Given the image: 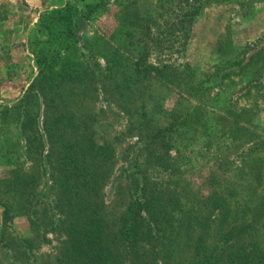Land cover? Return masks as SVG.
I'll return each mask as SVG.
<instances>
[{
  "label": "rangeland",
  "instance_id": "obj_1",
  "mask_svg": "<svg viewBox=\"0 0 264 264\" xmlns=\"http://www.w3.org/2000/svg\"><path fill=\"white\" fill-rule=\"evenodd\" d=\"M65 1L0 0V264H75L67 237L30 224L27 209L46 219V201L80 183L61 176L77 141L109 157L97 202L111 251H124L120 218L138 178L162 212L156 236L135 246L129 264H190L226 235L219 264H264V0H196L185 37L183 24H166L191 12L193 0H94L106 8L67 50L81 63L77 81L48 71L44 97H28L22 117L36 59L50 50L39 17ZM83 44L85 59L76 50ZM113 51L114 73L90 75L85 60L103 67ZM167 128L170 139L146 138Z\"/></svg>",
  "mask_w": 264,
  "mask_h": 264
},
{
  "label": "trees",
  "instance_id": "obj_2",
  "mask_svg": "<svg viewBox=\"0 0 264 264\" xmlns=\"http://www.w3.org/2000/svg\"><path fill=\"white\" fill-rule=\"evenodd\" d=\"M197 4L199 3L193 0L192 5L189 7L192 10L191 12L184 13L183 15L176 12L172 23L170 22L166 25L174 26L176 22L183 24L182 31L183 37H185V34L189 32L185 24L194 18V14L198 10ZM104 8L106 6L102 1L66 0L63 6L44 11L40 15L37 28L44 35L43 42L48 44L50 50L46 55L38 56L36 59L37 76L30 84L24 98L19 102L22 117L25 108L24 104L28 97L30 101L44 97L41 79L44 78V75L48 71L54 72L49 74L50 77L59 78L62 83L77 81V78H75L76 66L81 63L77 61L76 64L73 63V59H68L66 56L67 50L72 48L73 43H79V39L77 38L76 40V30L92 21L97 13L104 10ZM71 39L75 41L70 42ZM183 42L176 48L178 53L182 52ZM84 47L85 44L77 46L76 50L85 59L87 54L89 56V51L87 48L86 51ZM61 53L65 54L66 57L61 56ZM103 58L105 59L103 67L97 62H92V57L89 61L85 60L90 69V75L100 76L105 71L106 73H110L109 75L114 73V68L119 64V62L114 63L117 61L116 51L110 52ZM135 66L139 67V64L135 63ZM147 67H151V65H147ZM160 78L162 80L163 76L161 75ZM162 81L167 82L166 80ZM45 106L48 107L49 105ZM44 117L47 120L46 113H44ZM23 125L24 123L21 120L20 126ZM46 125L45 123L43 133L47 139L45 140L46 143L49 144L50 135ZM172 130L173 128L159 130L155 135H146V138H151L150 140H152V138L161 136L162 138L170 139ZM77 144L76 153L70 152L63 155L62 162L66 167H62L63 174L61 176L69 174L71 178L80 181V183H74V185H70L69 187L64 186L62 190L67 195L62 200L54 201L52 199L46 201L44 209L45 214L47 213L46 215L49 218V223L45 222L47 217L46 219H38L35 215H29L31 214V210H33L31 206V210L27 209L28 221L32 225L38 223L41 227L48 228L52 232L63 233L69 242L70 260H73L72 262L75 264H129L127 257L135 251V246L137 247L140 243L142 245L145 242L151 243L152 238L156 236L161 219L155 217V215H162V212L157 210L151 198L147 196L142 178H138L134 183L130 202L124 215L120 218L118 237L124 251L122 249L121 252H116L112 248V251L115 253L113 255V252L106 246L105 242L106 224L102 215V203L97 202L102 185L106 181L100 162H104L109 157L108 154L102 153V151H105L102 146L97 148L92 142L84 146V143L79 141L73 143L72 146H76ZM93 153L94 156L92 155ZM48 154H52L51 148L48 149ZM72 163H74L72 169H76L77 167L80 170L73 172L69 168V166H72ZM2 207L4 208L2 219L5 225L8 220L9 207L5 203L2 204ZM32 212L34 213V211ZM42 232L44 233V231ZM227 238L228 235H226ZM221 239V241L218 240V245L207 254L203 255L195 252V256H198L199 260H195L190 264H219L221 254L226 251V239ZM245 261L246 258L243 257L241 263ZM250 262L249 260L247 264H250Z\"/></svg>",
  "mask_w": 264,
  "mask_h": 264
},
{
  "label": "crops",
  "instance_id": "obj_3",
  "mask_svg": "<svg viewBox=\"0 0 264 264\" xmlns=\"http://www.w3.org/2000/svg\"><path fill=\"white\" fill-rule=\"evenodd\" d=\"M54 7H49V8H47V10H51V9H53Z\"/></svg>",
  "mask_w": 264,
  "mask_h": 264
}]
</instances>
